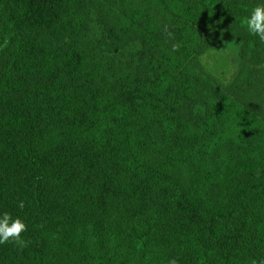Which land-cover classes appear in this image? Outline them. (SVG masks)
Instances as JSON below:
<instances>
[{
  "label": "trees",
  "instance_id": "16d2710c",
  "mask_svg": "<svg viewBox=\"0 0 264 264\" xmlns=\"http://www.w3.org/2000/svg\"><path fill=\"white\" fill-rule=\"evenodd\" d=\"M260 4L0 0V215L28 242L0 264L264 259ZM229 39L222 86L203 58Z\"/></svg>",
  "mask_w": 264,
  "mask_h": 264
},
{
  "label": "clouds",
  "instance_id": "9594fccd",
  "mask_svg": "<svg viewBox=\"0 0 264 264\" xmlns=\"http://www.w3.org/2000/svg\"><path fill=\"white\" fill-rule=\"evenodd\" d=\"M211 15V13H210ZM242 25L246 26L247 31L264 41V4L257 5L251 14L242 21ZM212 26L209 25L211 31ZM223 40V36L220 37ZM19 208L24 209L25 203L19 202ZM27 230V225L20 218H13L10 213L0 215V244L9 242L15 243L21 249L27 246V241L22 238V234ZM169 264H177L175 259H171ZM251 264H264V259L259 262L252 260Z\"/></svg>",
  "mask_w": 264,
  "mask_h": 264
},
{
  "label": "rangeland",
  "instance_id": "374dc122",
  "mask_svg": "<svg viewBox=\"0 0 264 264\" xmlns=\"http://www.w3.org/2000/svg\"><path fill=\"white\" fill-rule=\"evenodd\" d=\"M240 47L233 40H227L221 47L203 58V67L222 86L230 85L237 76Z\"/></svg>",
  "mask_w": 264,
  "mask_h": 264
}]
</instances>
